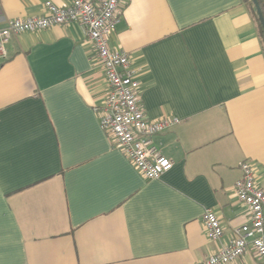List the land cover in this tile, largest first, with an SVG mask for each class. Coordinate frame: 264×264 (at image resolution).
I'll list each match as a JSON object with an SVG mask.
<instances>
[{
    "label": "crops",
    "instance_id": "obj_1",
    "mask_svg": "<svg viewBox=\"0 0 264 264\" xmlns=\"http://www.w3.org/2000/svg\"><path fill=\"white\" fill-rule=\"evenodd\" d=\"M0 0V28L46 2ZM109 40L131 57L154 137L174 161L145 178L96 108L107 82L78 23L14 34L0 63V264H198L248 221L232 191L264 189V45L244 0H125ZM264 1V0H263ZM213 208L224 229L202 222ZM240 264H259L253 248Z\"/></svg>",
    "mask_w": 264,
    "mask_h": 264
},
{
    "label": "built area",
    "instance_id": "obj_2",
    "mask_svg": "<svg viewBox=\"0 0 264 264\" xmlns=\"http://www.w3.org/2000/svg\"><path fill=\"white\" fill-rule=\"evenodd\" d=\"M125 5V0H72L66 6L48 1L44 14L14 18L0 28V63L8 57L7 45L14 34L78 23L93 45L107 82L105 100L96 108L101 127L145 178L159 179L173 168L174 161L162 153L154 137L180 123V119L147 116L141 82L132 68L130 55L110 45V34L121 21ZM240 166L243 175L232 191L248 208V221L235 227L230 241L198 264H240V258L250 247L259 264H264V189L258 185L250 161ZM202 222L212 241L222 239L224 229L213 208L204 210Z\"/></svg>",
    "mask_w": 264,
    "mask_h": 264
},
{
    "label": "trees",
    "instance_id": "obj_3",
    "mask_svg": "<svg viewBox=\"0 0 264 264\" xmlns=\"http://www.w3.org/2000/svg\"><path fill=\"white\" fill-rule=\"evenodd\" d=\"M244 1L249 5V7H250V9L252 11V14H253V17L255 19V22H256V24H257V26L259 28L261 40H262L263 45H264V31H263L262 24H261V22L259 20L258 13L256 11V7H255V5H254L252 0H244ZM258 1H259V4H260L261 8H262L263 14H264V1L263 0H258Z\"/></svg>",
    "mask_w": 264,
    "mask_h": 264
},
{
    "label": "water",
    "instance_id": "obj_4",
    "mask_svg": "<svg viewBox=\"0 0 264 264\" xmlns=\"http://www.w3.org/2000/svg\"><path fill=\"white\" fill-rule=\"evenodd\" d=\"M252 1L256 7V11L258 13V17H259V20L262 24L263 31H264V14H263L262 8H261L258 0H252Z\"/></svg>",
    "mask_w": 264,
    "mask_h": 264
}]
</instances>
